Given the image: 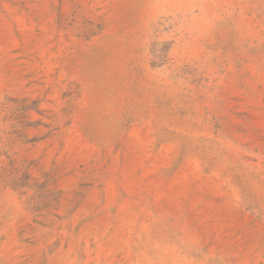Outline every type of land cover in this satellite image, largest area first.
Masks as SVG:
<instances>
[{"label": "rangeland", "instance_id": "rangeland-1", "mask_svg": "<svg viewBox=\"0 0 264 264\" xmlns=\"http://www.w3.org/2000/svg\"><path fill=\"white\" fill-rule=\"evenodd\" d=\"M0 264H264V0H0Z\"/></svg>", "mask_w": 264, "mask_h": 264}]
</instances>
